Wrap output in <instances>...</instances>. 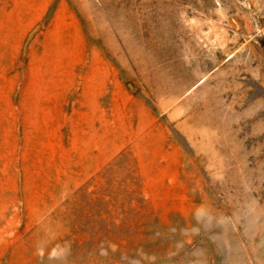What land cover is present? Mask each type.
Returning <instances> with one entry per match:
<instances>
[{
  "label": "rangeland",
  "instance_id": "rangeland-1",
  "mask_svg": "<svg viewBox=\"0 0 264 264\" xmlns=\"http://www.w3.org/2000/svg\"><path fill=\"white\" fill-rule=\"evenodd\" d=\"M0 264H264V0H0Z\"/></svg>",
  "mask_w": 264,
  "mask_h": 264
}]
</instances>
